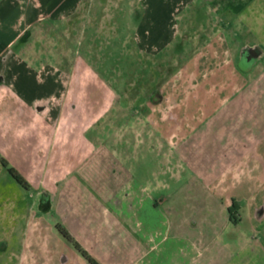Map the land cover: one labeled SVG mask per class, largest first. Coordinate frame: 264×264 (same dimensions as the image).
<instances>
[{
  "label": "rangeland",
  "instance_id": "374dc122",
  "mask_svg": "<svg viewBox=\"0 0 264 264\" xmlns=\"http://www.w3.org/2000/svg\"><path fill=\"white\" fill-rule=\"evenodd\" d=\"M83 5L81 10L89 8L84 34L82 26L73 40L58 30L43 29L42 38L36 34L29 39H42L43 53L48 54L39 67H28L29 76H39L41 81L55 77L61 95L37 104V124L26 125L22 143L25 158L7 151L12 138H0L1 151L28 183V188L20 185L0 165V264H61L69 259L51 242L63 240L72 246L56 229L58 224L71 235L74 231L65 225L64 210L62 217L51 211L50 200L61 192L66 179L60 177L77 166L78 157H88L81 172H97L105 169L100 162L108 152L103 159L107 169L113 166L122 172L124 182L132 175L154 183L163 170L179 171L173 158L181 130L185 127L183 134H188L198 125L208 126L217 110L234 118L235 129L245 122L252 132L255 123L261 122L263 133L255 137L264 134V0H90ZM66 27V23L59 25L63 32ZM242 48L258 62H237ZM67 90L70 93L64 99ZM70 105L84 107L90 114L78 110L58 115L52 108ZM220 126L216 120L198 133L197 138L205 141L204 151L214 148L215 128ZM35 131L40 133L38 146ZM151 140L160 145L159 150L165 140L170 141V165L159 152H151ZM135 141L138 151L130 147ZM34 151L39 152L40 161L34 159ZM183 162L191 169L187 159ZM259 178L263 180L264 171ZM82 181L72 180L75 192L84 188ZM168 185L170 189L162 195L185 206L182 191L176 193V181ZM218 197L225 204L231 195L219 193ZM83 199L85 204L86 196ZM110 201L115 205L116 200ZM68 222L80 223L73 217ZM206 229L208 236L217 231L226 244V237L244 242L242 237L249 236L250 243H233L238 252L234 261L264 264V240H252L259 233L264 235V228L224 224ZM114 235L118 237L115 231Z\"/></svg>",
  "mask_w": 264,
  "mask_h": 264
},
{
  "label": "crops",
  "instance_id": "0c3cea01",
  "mask_svg": "<svg viewBox=\"0 0 264 264\" xmlns=\"http://www.w3.org/2000/svg\"><path fill=\"white\" fill-rule=\"evenodd\" d=\"M85 2L90 0H0V138H12L13 143L7 151L17 152L22 159L26 156V146L22 145L27 136L26 125L37 124V104L55 101L61 95V87L55 77L41 81L39 76H29L28 67H39L43 58L47 60L48 57L45 51L43 53L42 39L37 42L29 39L35 38L36 34L42 38L43 29L58 30L62 37L65 33L66 39L73 40L75 31L82 26L80 33L84 34L88 28L84 29V23L89 20V8L81 10ZM64 23L66 32L59 29V25ZM69 93L67 90L64 99ZM52 108L58 115H73L78 110L81 114H90L87 108L85 112L84 107L72 105ZM52 108L46 107L50 111ZM214 114L215 118L207 124L211 126L218 120L221 125L220 130L215 128L217 136L211 145L214 148L204 151L205 141L197 138L198 133L208 126L202 128L198 125L188 134H183L186 132L184 127L177 142L178 152L173 158L174 162L177 160L179 171L163 170L164 174L154 183L149 178L139 181L132 175L124 182L122 172L113 166L107 169L103 159L108 152L100 162L105 169L97 172H81L80 167L87 163L88 157H78L74 167L77 171L73 168L60 177L66 181L56 198L51 196V211L60 216L63 210L66 212L65 225L73 228L75 235L73 233L72 237L99 264H238L234 261L238 252L233 248L238 242L250 243L249 236L248 239L242 237L244 242L239 238L226 237V244L220 240L222 235L217 231L213 230L208 236L206 228L212 230L224 224L229 227L257 226L258 231L264 228V178L262 181L259 178L264 171V134L258 136L261 139L255 137L263 133V127L261 122L255 123L256 128L250 132L249 124L243 122L235 129L236 123L230 114L218 110ZM39 134L37 131L33 133L35 146ZM152 142L151 152H159L170 165V141L165 140L162 150L158 149L160 145ZM133 146L140 150L136 141L130 147ZM38 153L34 151V159L38 157L39 160ZM0 155L23 176L1 149ZM51 155L57 154L51 152ZM183 158L188 160L191 169L187 168ZM75 178L83 180L80 184L84 188L81 187L79 193L72 188ZM170 180L177 183L176 193L182 191L185 206L174 201L173 197L162 195L170 189ZM94 184L97 186H91ZM219 193L231 195L230 200L224 204L218 197ZM83 196H86L85 204ZM110 200H116L115 205ZM165 204H168L166 208ZM231 208L235 210L233 214ZM220 211L222 214L219 216ZM72 217L80 223L68 222ZM253 237V241L256 238L259 242L264 240L262 233ZM16 242L21 243L20 240ZM51 245L58 248L59 254L69 257L67 261L61 260V264H74L75 260L80 264H90L63 240H53Z\"/></svg>",
  "mask_w": 264,
  "mask_h": 264
},
{
  "label": "trees",
  "instance_id": "16d2710c",
  "mask_svg": "<svg viewBox=\"0 0 264 264\" xmlns=\"http://www.w3.org/2000/svg\"><path fill=\"white\" fill-rule=\"evenodd\" d=\"M0 162L2 164V166L6 169H8L10 175L22 186L24 187H27L28 188V183L26 182V180L23 178V176H21V174L14 168V167H11L9 162L3 158L1 155H0ZM233 207L235 208L236 207V203L233 204ZM234 209H230V212L231 214L234 213ZM57 230L59 231V233L61 234V236L67 241L69 242L80 254L82 257H84L90 264H99L97 262V260H95L93 257H91L89 255V253L84 250L82 248V246L76 242L74 240V238L72 237V235L65 229L64 226H62V224H58L56 226Z\"/></svg>",
  "mask_w": 264,
  "mask_h": 264
},
{
  "label": "flooded vegetation",
  "instance_id": "af4514ba",
  "mask_svg": "<svg viewBox=\"0 0 264 264\" xmlns=\"http://www.w3.org/2000/svg\"><path fill=\"white\" fill-rule=\"evenodd\" d=\"M239 51L240 52H239V55H238L237 62H240V63L243 62L244 64L250 65L249 62L252 63L251 60H253L252 57L248 55L250 51L249 52H247V50L244 51V48L240 49ZM253 61L254 62H258L257 60H253Z\"/></svg>",
  "mask_w": 264,
  "mask_h": 264
}]
</instances>
